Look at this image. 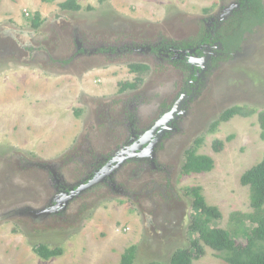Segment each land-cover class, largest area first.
Returning <instances> with one entry per match:
<instances>
[{"label": "rangeland", "instance_id": "obj_1", "mask_svg": "<svg viewBox=\"0 0 264 264\" xmlns=\"http://www.w3.org/2000/svg\"><path fill=\"white\" fill-rule=\"evenodd\" d=\"M63 1L0 0V264H119L131 245L134 264H166L198 236L189 187L221 214L209 228L245 244L255 223L240 176L264 157V22L238 48L210 45L201 61L198 36L226 30L239 0H76L77 11ZM194 64L202 72L178 117L145 152L120 155L172 105ZM124 81L138 84L119 92ZM232 106L253 113L211 132ZM192 147L212 158L210 171L181 173ZM108 158L115 166L85 182ZM38 244L62 254L43 259ZM201 245L193 264H228Z\"/></svg>", "mask_w": 264, "mask_h": 264}, {"label": "trees", "instance_id": "obj_2", "mask_svg": "<svg viewBox=\"0 0 264 264\" xmlns=\"http://www.w3.org/2000/svg\"><path fill=\"white\" fill-rule=\"evenodd\" d=\"M42 1L51 2L52 0ZM59 6L62 10L73 11H77L81 8L76 0H65L59 3ZM263 22L264 7L262 0H239L238 10L234 11L233 16L229 18L226 30L222 27L218 31L219 36L215 37L222 41L226 49H229L230 43H233L231 47H237L242 35L246 31H250L254 26L261 25ZM39 24L40 16L35 13L31 25L33 28H37ZM225 32L227 35L222 37ZM215 41L216 39L208 32L198 36L197 40L198 43L207 42V44L210 45ZM184 46L189 47L190 43H186ZM197 53L200 56L202 55L201 50ZM129 68L130 71L136 73L149 70V67L145 64H131ZM195 72V70L192 71L190 76L191 79H196ZM136 81L141 82V79L137 78ZM137 84L136 82H121L120 91L134 89L137 87ZM252 113L253 110L245 111L244 108L240 106H232L223 111L217 121L211 124L210 131H214L220 122L228 121L235 115L248 116ZM259 122L260 128L264 130V114L262 113L259 114ZM200 142L201 140L198 138L195 141V147L199 145ZM221 146V141H216L214 144L216 150ZM195 147L185 152V161L181 168V173L185 175L208 172L213 167L212 158L206 155L196 154ZM91 177L92 175L85 182H89ZM240 183L249 187L250 206L253 210L249 215V219L252 223H255V227L246 237L245 244H237L234 237L232 238L226 229L209 228L208 223L211 219H217L221 214L216 206L207 205L201 194L200 187H189L186 189V193L193 198V207L199 210V216L192 219L189 230L196 232L198 236L190 242V247L176 249L171 254L166 264H193V259H197L203 254L201 242L203 245L219 252L228 264H264V157L257 164L241 174ZM32 248L33 251L43 259H49L62 254L61 248L50 249L44 244L34 245ZM135 254L136 246H129L122 253L119 264H134Z\"/></svg>", "mask_w": 264, "mask_h": 264}, {"label": "flooded vegetation", "instance_id": "obj_3", "mask_svg": "<svg viewBox=\"0 0 264 264\" xmlns=\"http://www.w3.org/2000/svg\"><path fill=\"white\" fill-rule=\"evenodd\" d=\"M215 28L216 29H218L217 28V26H215ZM207 33V32H206ZM209 33V32H208ZM203 34H205V33H203ZM210 34V33H209ZM224 34V33H223ZM214 39H216V41L214 42V43H212L211 44V46H213L215 43H217V42H221L222 43V41H220L219 39H217L214 35H211ZM210 37V36H209ZM210 39V38H209ZM200 44V46H199V48H197V50H196V54L194 55V57L196 56H200L197 52L198 51H200L201 50V53H202V55L200 56V59H201V61H203V60H205L206 58H207V56H208V50H209V48H210V44H207V42H201V43H199ZM215 47V46H214ZM225 46L223 45V47H222V49L221 50H223V49H225V51L227 50V52L228 51H230L232 48H238L239 47V44L237 45V47H231V49L229 50V49H226V48H224ZM157 51V50H156ZM171 53H173L174 54V52L173 51H171ZM188 70V69H187ZM187 70H186V72H187ZM196 71L195 72V76H196V79H191L190 78V76H191V73H192V71ZM201 72H202V68H200V66H199V64H194V65H192L191 66V72L189 73V75H187V85L182 89V91L179 93V95H178V97L176 98V100H174L173 101V103H172V105L171 106H169V107H167L166 108V111H164V112H162L161 111V114H160V116L158 117V119L154 122V124L158 121V120H160L166 113H168L171 109H172V107H173V105L179 100V99H181L182 98V102H181V106H180V108H179V110L176 112V114H175V116L170 120V121H168L166 124H164V125H162L159 129H158V131H160V130H162V128L164 127V126H166V125H168L169 123H171V122H173L177 117H178V115H179V113H180V111H181V108H182V104L184 103V101H185V99L187 98V97H190V96H192V94H193V92H192V87H193V85L196 83V81L198 80V78H199V75L201 74ZM124 82H126V81H124ZM129 82V81H128ZM120 85V84H119ZM127 90V89H126ZM126 90H124V91H126ZM124 91H120V87H119V92H124ZM153 124V125H154ZM152 125V126H153ZM151 126V127H152ZM150 127V128H151ZM150 128H148L147 130H149ZM147 130H145L141 135L140 134H138V136H137V139H136V141H134L133 142V144L131 145V148H130V151L129 152H121L120 153V155H126L127 157H134L136 154H139V153H141L140 151H142V152H145V148L148 146V145H150V143L152 142V140H153V138H152V140L150 141V142H148V143H146V144H144V145H142L139 149H136V150H132V147H133V145L136 143V142H138L139 141V139H140V137L147 131ZM157 131V132H158ZM120 156L118 155V157L117 158H119ZM112 159L110 158H108L105 162H101L99 165H95V168L94 169H92L91 170V174H90V176L92 175V177H91V179L89 180V181H91L95 176H96V174L97 173H102L103 174V172H106L107 170H109V168H112L113 166H115V160L112 162V163H110V161H111ZM110 163V164H109ZM110 165H111V167H110ZM97 166V167H96ZM101 171H103V172H101ZM93 172V173H92Z\"/></svg>", "mask_w": 264, "mask_h": 264}, {"label": "water", "instance_id": "obj_4", "mask_svg": "<svg viewBox=\"0 0 264 264\" xmlns=\"http://www.w3.org/2000/svg\"><path fill=\"white\" fill-rule=\"evenodd\" d=\"M181 102H182V98L179 99L172 107V109L166 113L160 120H158L149 130H147L139 139L138 142H136L133 147L132 150H136L139 149L142 145L150 142L152 140L153 137H155L158 129L166 124L168 121H170L176 114V112L179 110L180 106H181ZM103 172V171H101Z\"/></svg>", "mask_w": 264, "mask_h": 264}]
</instances>
